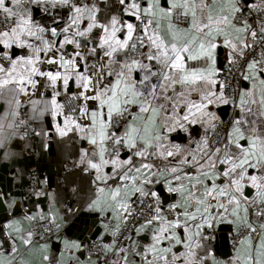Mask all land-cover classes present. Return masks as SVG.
Returning a JSON list of instances; mask_svg holds the SVG:
<instances>
[{
    "label": "snow or ice",
    "instance_id": "6c2138e0",
    "mask_svg": "<svg viewBox=\"0 0 264 264\" xmlns=\"http://www.w3.org/2000/svg\"><path fill=\"white\" fill-rule=\"evenodd\" d=\"M0 103L5 159L30 126L49 135L34 123L45 115L56 136L83 142L72 166L99 214L98 258L68 240L61 257L86 248L81 264H264V0H0ZM222 105L233 111L224 128ZM47 195L49 212L25 219L50 238L60 213ZM220 224L234 233L228 260L209 246ZM35 235L45 240L4 224L0 264H25L17 240L27 251Z\"/></svg>",
    "mask_w": 264,
    "mask_h": 264
},
{
    "label": "crops",
    "instance_id": "0c3cea01",
    "mask_svg": "<svg viewBox=\"0 0 264 264\" xmlns=\"http://www.w3.org/2000/svg\"><path fill=\"white\" fill-rule=\"evenodd\" d=\"M112 2L114 3L115 0H112ZM162 2L166 3V0H162ZM33 14L37 20L41 19L43 15L38 10H34ZM16 51L19 52V50ZM218 55L219 64L223 65L225 63L226 50L221 47L218 50ZM40 90L43 91L42 88ZM46 95H50V93ZM32 98L39 99V94ZM27 99L24 98L25 104L22 107L26 112L28 110ZM3 107V104L0 103V111L3 110ZM215 110L221 120H223V115L226 112L227 116L231 113L233 114L229 105H222ZM59 122L62 124L63 120L60 119ZM34 123L38 130H46L49 135L47 137L36 135L31 141L21 140L17 137L8 145L11 154L7 159L4 158V149H0V198L4 200L6 212L11 214L10 217L6 218V223L9 220H17L26 232L31 223L28 219H25L23 213L27 212L30 215L39 211L48 213L51 202L47 194H51L55 200L52 210H59L60 213L57 216L59 231L56 232L51 242H41L33 239L34 242L27 251L24 250L20 241L17 240V247L20 248L18 259H23L25 264H46L43 256L49 255L54 257L56 261L62 259L63 264H68L69 260L72 261V264H81V261L88 259L82 250L77 252L73 249V256L71 257L67 252L61 257L60 253L64 247V240L82 242L80 238L81 225L73 222L75 218L80 221L84 220V223L89 221L87 226L89 227L88 233H94V241L97 243H99L98 233L102 232L99 214L89 211L86 207V202L90 195L89 180L72 166L73 158L78 155L79 148L83 142L78 143L72 133H69V137L63 139L56 136L54 129L51 128V117L48 115H45L42 121ZM201 131L202 129L199 125L192 126L193 139H199ZM172 135L175 138V142H187V135L183 132L178 135L173 133ZM84 146L87 145L84 144ZM66 164H69L71 169L66 170L64 168ZM32 167H36L41 174L38 191L44 194L39 197H29L25 191L27 182L24 175ZM157 188L164 201L167 202L168 194L163 190V186L158 185ZM66 202L71 207L70 214L64 212V203ZM9 204L12 205L11 208L8 207ZM37 205H39V209ZM231 228L232 226L228 224L218 225L216 239L209 242V246L214 251L217 259L228 260L233 255V245L227 244L225 239L227 234L231 232ZM104 239L105 242L111 243L112 237L106 235ZM147 239V236L141 237L142 241L146 242ZM0 240L7 241V238L0 236ZM42 243H48V249H42L40 247ZM10 244L11 242L8 241L0 251H10ZM177 250H182V248ZM76 257H79V259H76Z\"/></svg>",
    "mask_w": 264,
    "mask_h": 264
},
{
    "label": "built area",
    "instance_id": "2783aa9c",
    "mask_svg": "<svg viewBox=\"0 0 264 264\" xmlns=\"http://www.w3.org/2000/svg\"><path fill=\"white\" fill-rule=\"evenodd\" d=\"M233 71H235V69H234ZM224 74L226 75L227 73L225 72ZM236 75L238 76L239 73H236ZM61 99H63V97H61ZM229 108L231 109V112H232L231 105H229ZM21 112L24 113V112H26V111L22 109ZM232 115H233V114L231 113V114L228 115L225 119L222 120V121L224 122V124L221 125L222 128H224V127H226V126H228V125L230 124V120H231V118H232ZM35 136H36V135L31 131V126H30V127H29V134L27 135V137H26L25 139L31 141L32 139H34ZM64 168H65L66 170H69V169H71V166H70L69 164H66ZM24 177H25L26 182H27V185H26V188H25L26 194H27L29 197H35L36 195H35L34 193L37 192L38 189H39V184H40L41 174L38 172V170H37L36 167H32L31 169H29V170L25 173ZM59 180H61V179H59ZM68 207H70V206H69V203H68V202L64 203V212H65L66 214H70V213H71V212H68V211H67ZM10 216H11V214L8 213V214H7V217H10ZM23 216L26 217V216H31V215H30L29 213H27V212H24V213H23ZM30 223H31V224H30L29 229H32V230H33L34 232H36V233H43L44 236H45V240H43V241L40 240L39 235H35V236L33 237V239L38 240V241H41V242H51V241L53 240V238L55 237V234H56V232H57V230H56L55 228L52 230V233H51L50 238H49V234L44 232V229H43V222H38V223H35V224H34L33 222L30 221ZM4 224H6V221H4V222L2 223V227H3ZM89 235H90V233H87L86 235H84V236L82 237L81 240H82V242L86 243V244L88 245L89 248H92V245H93V242H94V241L89 240ZM215 235H217V228H216V233H215ZM232 235H234V233L230 232V233H228L227 236L225 237L226 242H227V244H229V245H233V242H232ZM5 238H6V237H5ZM82 251H83V254H84L86 257L89 256V251H88V249L83 248ZM92 252H93L92 258H93V259H97L98 257H97V255H96V253H95V249H94V248H92Z\"/></svg>",
    "mask_w": 264,
    "mask_h": 264
},
{
    "label": "water",
    "instance_id": "95a60500",
    "mask_svg": "<svg viewBox=\"0 0 264 264\" xmlns=\"http://www.w3.org/2000/svg\"><path fill=\"white\" fill-rule=\"evenodd\" d=\"M226 117H227V112L223 115V119L226 118ZM7 214H8V212H6V207L4 205V200L2 198H0V229H1L2 223L4 221H6ZM73 222L74 223H79L81 225L80 238L82 239V237L89 232V227H87L89 225V221L87 223L85 221V223H84V220L80 221L78 218H75ZM93 222H95V221H93ZM89 240L94 241V233L93 234L91 233L89 235Z\"/></svg>",
    "mask_w": 264,
    "mask_h": 264
}]
</instances>
